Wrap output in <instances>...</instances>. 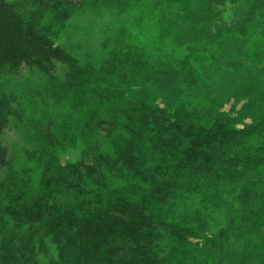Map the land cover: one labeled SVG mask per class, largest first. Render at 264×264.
I'll return each instance as SVG.
<instances>
[{
	"label": "trees",
	"instance_id": "16d2710c",
	"mask_svg": "<svg viewBox=\"0 0 264 264\" xmlns=\"http://www.w3.org/2000/svg\"><path fill=\"white\" fill-rule=\"evenodd\" d=\"M129 1L0 0V81L21 67L36 70L45 77L39 96L59 113L29 127L36 147L27 159L42 168L39 182L24 170L3 183L0 217L15 244L0 241V264H41L40 255L46 264H264V243L243 231L264 226V113L237 128L181 103L182 87L198 84L193 49L264 43V0H193L176 22L175 44L191 51L183 58L118 41L96 68L56 45L57 31L81 8L123 10ZM150 86L164 93V106ZM17 106L0 87V171L10 121L23 120ZM79 142L80 159L61 164L58 152ZM229 191L230 218L214 241L170 217V206L188 196L220 207Z\"/></svg>",
	"mask_w": 264,
	"mask_h": 264
},
{
	"label": "rangeland",
	"instance_id": "374dc122",
	"mask_svg": "<svg viewBox=\"0 0 264 264\" xmlns=\"http://www.w3.org/2000/svg\"><path fill=\"white\" fill-rule=\"evenodd\" d=\"M191 7L193 0H130L123 10L106 4L98 8L87 5L57 31L55 43L81 63H92L96 68L116 48L118 41L141 47L155 57L183 58L190 50L175 44L174 38L179 33L176 22ZM228 42L217 44L205 53L196 49L190 51L192 54L189 55L196 58L193 67L196 68L198 84L182 87L181 103L198 108L209 121L227 118L241 128L264 113V43L240 40L228 45ZM65 71L66 67L58 64L57 74L63 75ZM44 83L43 75L26 67L0 81L3 90L17 97V109L23 115L22 121L17 117L11 119L4 136L9 156L8 164L0 171V207L7 195L3 183L10 174L18 177L19 172L25 170L30 173L34 184L39 182L42 168L27 159V153L36 147L27 136L29 127L36 120L57 118L59 114L52 107L45 106L39 96ZM149 92L156 104L164 106L162 91L150 86ZM248 103H255L254 107H257L250 114L246 113ZM82 148L79 142L75 148L59 151L57 155L61 164L77 162ZM230 191L222 193L224 202L220 207L208 203L204 195L188 196L181 203L170 206V217H181L196 226L203 242L214 241L230 218L229 210L234 204ZM6 223L8 221L0 217V241L7 240L14 245L13 227ZM243 231H247V239L264 243V226L245 225ZM45 244L54 257L56 251L51 239H46ZM38 259L41 264L47 263L42 255Z\"/></svg>",
	"mask_w": 264,
	"mask_h": 264
}]
</instances>
